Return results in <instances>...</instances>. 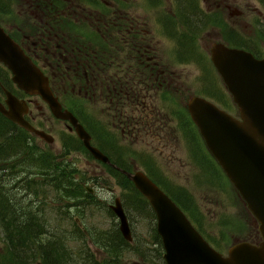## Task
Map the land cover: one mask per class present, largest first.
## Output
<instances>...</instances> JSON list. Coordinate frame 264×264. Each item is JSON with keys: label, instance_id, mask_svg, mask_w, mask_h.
Returning a JSON list of instances; mask_svg holds the SVG:
<instances>
[{"label": "rangeland", "instance_id": "rangeland-1", "mask_svg": "<svg viewBox=\"0 0 264 264\" xmlns=\"http://www.w3.org/2000/svg\"><path fill=\"white\" fill-rule=\"evenodd\" d=\"M38 1L40 0H10L6 9L5 7L3 9L8 12L11 11L12 15H0L2 24L8 28V31H12L15 26V28L23 29V34L26 36L31 31L35 34L37 31L34 30L37 29L36 23L39 21L38 18L40 16L43 17L39 11L37 13L34 11V8L38 5ZM61 1H65L66 3L68 1L71 2V7L66 9L65 13L67 16L65 17L69 21L73 19L74 23L79 25L80 23H87L88 19L97 20L98 16L103 14V11H106L103 2H112L115 5L117 0H96L98 3L92 0ZM118 1V5H123V8L119 7L120 9L133 17H137L136 19L142 24V33L146 35L144 36L146 41L143 42L147 45L145 49L151 50L156 48L154 54L151 52L147 55H151L153 58L155 56V60H159L160 65L158 64V67L160 68L158 71L164 72V76L160 78L163 73L159 75L158 81L162 83L160 88L156 87L155 89L151 87L152 89L149 92L151 99L149 100L153 102L154 108H157L159 113L163 114L164 119L167 120V124L169 125L167 127L168 130L165 133L162 131L159 133L160 130H158L156 134L149 135V138L144 140L138 139V141L133 142L131 138L124 137L126 138L124 139L119 137L120 128L117 123L120 118H116L113 114H101V105L98 107L96 103H91L90 101H88L87 108L96 118L98 112L100 123L105 127L107 134L115 141L120 150H122L121 147L125 148L126 152L132 151L136 156L140 153L143 156L147 154L150 159L154 160L155 166L160 170V174L158 170L150 169L152 163L149 159L138 157L144 167L142 171L147 176L149 175L151 180L178 205L183 214H186L189 221H192V225H196L195 227H197L199 232L207 240H210V242L206 241L217 251L226 255L232 244L247 241L250 238L251 228L254 223H252L243 200L238 197L236 190L232 188L227 178L223 176L219 167L216 166L209 156L205 146L203 147L200 134L194 128H187V123H183L182 119L186 117H184L183 113L186 112V104L192 95L207 99L210 103L224 108L221 100L226 94L223 95L224 92L218 85V79L207 59L209 47L212 43H221L226 34H236L237 39L246 44L247 47L257 49L261 53L263 52L264 0H177L176 2L181 1L187 7H191L200 13L201 8H204V13L208 18L207 24L202 22L204 25H199L200 29L198 33H195L196 36H189L187 38H183V33L179 32L182 28L179 22H176V25L178 24L177 27L174 26L175 24L169 23V26L166 28L167 33L158 24L161 23L160 19L163 20L164 16L172 17L175 10L174 0ZM4 2L5 0H0V4ZM224 4L237 8L241 12V15L229 18ZM72 8L74 9L72 10ZM28 9L34 15L29 16ZM176 9L179 15H181L182 9L179 5L176 6ZM183 9L186 10V8ZM19 10L23 14H20ZM72 16L73 18H70ZM13 19L14 23L12 22ZM60 24L58 22L52 28V32L56 30V32H60V30L62 32L64 26L63 23L62 27ZM257 29L258 33H256ZM50 30L48 31L51 35ZM181 30L184 29L182 28ZM168 34H180L177 40L179 45L176 46L175 50L173 49L175 47L174 41ZM252 41L256 42V44H253ZM245 48L242 49L245 50ZM44 59L47 62L49 61L48 64L52 65L58 61L57 59H52V56L45 57ZM54 72L58 73V71ZM210 80L213 82L212 94ZM37 107H40L41 110V113L36 112L38 118L37 127L45 129L53 137L54 144L48 146L40 140H32L31 144L35 143L38 145L36 149H32V152L29 151L32 154V162L37 163V157L44 153L52 154L56 157L57 161L61 160V157H67V161L71 163L77 173L78 181L80 177H83L85 179L83 180V185L93 189V195H95L96 199V203H92L90 206L84 204L83 207L80 206L81 209L63 210V213L59 215H56L54 212L48 214L47 217H50L51 225H60L66 231H70V229L77 226L81 232L89 230L92 233L104 230L108 231L114 226L117 227L118 220L109 214L108 205L113 204L115 197L121 199L123 197L122 200H124L125 192L118 186L115 179L109 176L105 168L98 161L93 160L91 157L89 158L82 151L66 154L63 151L60 138L71 134L62 122L53 120L49 116V113L39 101L37 102ZM31 108L33 111H36L35 107L31 106ZM126 111L128 114L129 109H126ZM104 116L107 118V126L104 125ZM127 117L129 118L130 115L128 114ZM156 119L157 117L154 116V120ZM121 120L126 121L123 117ZM181 127L187 129L183 136L177 133V128L180 129ZM102 141L103 139L101 140L100 138L94 144L101 149L103 148L102 145H104ZM134 162L131 164V167L138 168L139 162ZM24 168H26L24 164L20 166L16 165L11 170L13 171V175L9 178L8 176L11 172L4 171L3 169L0 170V184L5 196L9 199H11V195L16 196L15 199H20L23 195L22 192L25 189L21 183L17 184L21 179V177L17 176L22 174ZM162 177L176 187L177 190L184 192L185 195L166 187V183ZM46 194L47 198L45 199L48 203L51 198L56 200L51 190L47 189ZM29 195L30 197H27L28 200H25L27 203L33 200L31 194ZM189 202L191 203V207L194 206L193 209L196 212L194 213L197 214L194 221L188 212V210L191 212V207L188 205L190 204ZM127 207L124 210L129 220L134 241L130 243L128 250L124 252V260L128 261V264H143L141 260L142 256L140 257V255H143L146 264L163 263V261L157 259L156 252L152 254L154 250L160 252L158 245L152 244L153 232L151 228L155 225V217L152 216L150 220L144 219L139 215L137 216L130 205ZM16 209L15 207L13 208V210ZM89 237H84V240H72L68 244V247L76 252L86 249H89L91 252L98 250V247L95 244L93 245Z\"/></svg>", "mask_w": 264, "mask_h": 264}, {"label": "trees", "instance_id": "trees-1", "mask_svg": "<svg viewBox=\"0 0 264 264\" xmlns=\"http://www.w3.org/2000/svg\"><path fill=\"white\" fill-rule=\"evenodd\" d=\"M60 5L61 3L57 0H51L49 6L47 5L50 17L47 24L54 27L58 22H62L64 26L63 33H58L56 30L52 32L51 36L58 41L55 43L58 46L55 48L58 50V58L64 60L52 65L53 68L50 72L55 75L51 81L52 90L60 97L62 103L67 105V109L79 119L92 138L97 141L104 136V131L102 132L98 112L96 118L89 112L86 101L97 102L98 73L101 71L104 91L109 90L110 92L112 85L118 88L116 92L119 93L120 99L116 97L118 99L114 100L118 104L109 105L110 114L116 109L126 108L127 103L121 104V101L124 99L123 94L125 93L126 96L129 90L127 85L130 81L128 62L124 57H119L117 44L110 45L101 42L92 36L93 33L89 27L79 26L73 20H67L65 17L67 15L64 14L65 8ZM60 59L58 60L61 61ZM71 63L72 65H70ZM54 71H58V73ZM110 71L116 73L109 75ZM115 78L119 80H115ZM126 88H128L127 91ZM97 134L99 135L97 136ZM30 138L26 133L25 141L29 146H25L27 155L25 154L24 165L26 168L23 170L26 172L23 173L31 179L22 178L18 183H21L22 187L30 192L33 200L29 203L20 202L21 200L15 199V196L12 195L9 199L5 196L0 184V264H37V262L41 264H128V261L124 260V252L128 250L130 244L121 238L117 227L93 233L88 230L86 233L81 232L77 226L66 231L60 225H51L50 217H47L48 214L54 212L59 215L63 213V210L81 209L80 206L83 207L84 204L90 206L92 203H96V199L92 194L89 195L84 188L83 180L85 179L80 177L78 181L75 169L69 161H66L65 157H61V160L57 161L52 154L44 153L37 157V163H33L32 154L29 153V151L32 152ZM60 140L66 154L78 151L87 154L80 141L73 135L65 136ZM109 155L111 156V154ZM116 158L115 154L111 156L112 162L121 169H127L118 160H115ZM108 172L125 192L122 206L126 209L130 205L137 216L150 220L153 216L152 212L142 196L136 193L131 182L115 170H108ZM47 189L54 193L53 197L56 200L51 198L49 203L46 201ZM172 190L175 191L176 188L172 187ZM175 192L185 195L179 190ZM188 205L191 207V203ZM188 205L186 206L188 207ZM14 207L17 209L13 210ZM193 208L194 206L190 208L192 213L189 210L188 212L194 221L197 214ZM108 212L112 215L109 210ZM18 214H20V222L15 224L14 217ZM151 230L153 232L152 244L158 245L160 250V252L154 250L152 254L156 252L157 259L161 260L160 238L156 235L154 226ZM251 230V236L247 241H253L258 237L254 225ZM88 236H90L93 245L98 247V250L91 252L86 249L76 252L68 247L72 240H84V237ZM140 257L143 264H146L143 255ZM156 264H164V262Z\"/></svg>", "mask_w": 264, "mask_h": 264}, {"label": "water", "instance_id": "water-1", "mask_svg": "<svg viewBox=\"0 0 264 264\" xmlns=\"http://www.w3.org/2000/svg\"><path fill=\"white\" fill-rule=\"evenodd\" d=\"M210 54L212 65L237 106L239 119L197 97L190 98L187 111L210 154L258 224L261 241L233 244L224 256L211 248L177 205L142 172L124 174L156 216L155 227L165 264H264V58L256 60L249 52L220 44H212ZM0 63L10 71L11 80L19 89L28 96H39L49 106L52 117L69 123L67 128L74 131L94 160L110 164L107 157L91 145L90 136L78 120L61 109L43 73L1 28ZM7 97L10 111L21 108L22 112H8L4 117L52 144L50 136L22 118L26 113L25 105L17 104L8 94ZM111 210L118 218L122 238L130 242V228L119 199H115Z\"/></svg>", "mask_w": 264, "mask_h": 264}, {"label": "flooded vegetation", "instance_id": "flooded-vegetation-1", "mask_svg": "<svg viewBox=\"0 0 264 264\" xmlns=\"http://www.w3.org/2000/svg\"><path fill=\"white\" fill-rule=\"evenodd\" d=\"M225 7H227L228 10H231V7H229L228 5H225ZM232 12L241 15V13L235 9H233ZM28 15L31 16L34 15V13L32 11H29ZM17 39L21 47L26 52L30 51L29 47L24 43L23 39L20 38ZM212 83L213 82H211L210 80L211 94L213 93ZM102 87L103 85L102 83H100L99 93L101 95L102 102H104V98H103L104 94L102 92ZM115 91H116L115 88L112 87V91H111L112 93L109 92V94L112 96L115 93H117ZM5 92H9L10 95L14 96L17 100H25L29 108L27 114L24 115L23 118L30 125L34 127L38 125L37 123L38 118L36 112L41 113V110L40 107H37V101L34 99H28L24 97L19 91L17 92L15 88L10 84L9 74H7L3 69L0 68V105H2L3 108L7 110L8 108L5 105V101H6ZM147 100L149 102H147ZM221 101L224 106V108L220 107L222 110L228 112L231 115H234V113L235 116L238 115V109H236L235 105L232 102V99L229 97L228 94H226V96H224ZM30 105L35 107L36 111H32ZM128 106H129L128 114L130 115L129 118L127 117L128 114L126 113L127 112L126 110L116 109L112 113L116 118L118 119L120 118L117 123L120 128L119 137L121 138L126 137L128 139L131 138L133 142H135L138 141V139L144 140L146 138H149L150 137L149 135L156 134L158 130H160L159 133L161 131L165 133V131L168 130L167 127L169 125L167 124V120L164 119L163 114L159 113L157 108L156 109L154 108L153 102L150 101L148 98L145 97L144 99H142V101L135 99L131 103H129ZM110 110L111 109L109 105H101L102 114L104 113L103 115H107V114L112 115L110 114ZM154 116L157 117L156 120H154ZM122 117L125 118L126 121L121 120ZM104 125L105 126L108 125L107 118L105 116H104ZM193 127L194 126L191 124L190 129ZM185 131H187L185 127H181L180 129L177 128L178 135L183 136V134H185L184 133ZM25 136H26L25 130H22L21 128L13 124L10 120L5 119V117L2 115V112L0 111V170L8 169V171L11 172L9 176L6 173L8 178L13 175V171H11L10 168L19 165L18 163L24 160L25 154L27 155V153L25 152V146H26ZM108 146L110 145L108 144ZM12 148L14 149L13 151ZM134 156H135L134 154H132L131 156L126 154L123 157H121L122 164L125 165L127 168H130V171L132 172L135 171L136 168H132L131 164H133L134 161L138 162L136 161L137 159H135ZM29 194H30L29 191L24 192L19 199L21 200L20 202L28 200L27 196H29Z\"/></svg>", "mask_w": 264, "mask_h": 264}, {"label": "bare ground", "instance_id": "bare-ground-1", "mask_svg": "<svg viewBox=\"0 0 264 264\" xmlns=\"http://www.w3.org/2000/svg\"><path fill=\"white\" fill-rule=\"evenodd\" d=\"M24 192H27V191L23 190L22 193H24ZM14 220L15 221H13V222H15V224H18L20 222V214H18V216L14 217Z\"/></svg>", "mask_w": 264, "mask_h": 264}]
</instances>
